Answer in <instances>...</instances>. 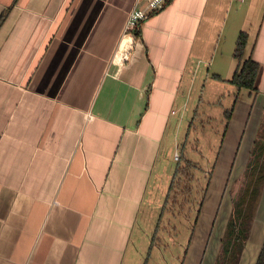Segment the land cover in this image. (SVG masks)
Wrapping results in <instances>:
<instances>
[{
  "label": "crops",
  "instance_id": "obj_1",
  "mask_svg": "<svg viewBox=\"0 0 264 264\" xmlns=\"http://www.w3.org/2000/svg\"><path fill=\"white\" fill-rule=\"evenodd\" d=\"M13 2L0 0V14ZM136 2L17 0L1 25L0 264H130L187 76L207 63L229 81L245 32L257 94L232 103L198 216L209 206L210 231L225 234L228 187L264 121V0H170L135 39L124 27ZM200 223L182 264L209 262ZM263 240L264 186L238 264H255Z\"/></svg>",
  "mask_w": 264,
  "mask_h": 264
},
{
  "label": "rangeland",
  "instance_id": "obj_2",
  "mask_svg": "<svg viewBox=\"0 0 264 264\" xmlns=\"http://www.w3.org/2000/svg\"><path fill=\"white\" fill-rule=\"evenodd\" d=\"M228 22H231L230 17ZM208 68L207 63L202 64L198 74L187 76L185 104L178 113L177 124L171 128L170 154L161 164L168 170L164 175L160 174L151 189L152 195L147 196L148 202L141 211L143 217L139 219L127 252L130 264H181L200 222V228L205 230L204 238L210 232L205 245L206 260H209L208 264H221L224 235L218 240L213 224L210 231V223L206 220L209 206L202 219L198 218L197 223L195 219L207 191L208 175L218 160L224 134V112L231 108L237 93L228 80H218ZM243 92L247 93L246 90ZM174 151L178 161L173 159ZM177 170H180L178 175ZM245 175L246 172L234 178L233 187H228L232 204L238 198ZM208 191L207 196L210 189ZM216 222L217 219L214 224Z\"/></svg>",
  "mask_w": 264,
  "mask_h": 264
},
{
  "label": "trees",
  "instance_id": "obj_3",
  "mask_svg": "<svg viewBox=\"0 0 264 264\" xmlns=\"http://www.w3.org/2000/svg\"><path fill=\"white\" fill-rule=\"evenodd\" d=\"M17 2L14 0L12 5L0 14V27L7 17L12 6ZM134 38L139 37V31L133 33ZM248 43V35L240 32L237 36L233 51V59L237 63V68L229 80L236 90H246L249 95L254 97L257 94L256 81L259 74V65L250 58H244L245 49ZM235 94V99L237 97ZM233 105L224 112V131L227 128L231 117ZM187 167V166H186ZM176 171V175L180 174ZM182 173V172H181ZM211 174L208 175V179ZM264 186V121L259 130L256 142L254 143L251 156L247 163L246 175L238 198L232 204L231 214L225 229L221 247V264H237L244 249L245 242L249 235L251 223L257 209L259 199ZM201 204L197 212L195 222L199 216ZM183 262V259H182ZM181 262V264H182ZM255 264H264V240L257 256Z\"/></svg>",
  "mask_w": 264,
  "mask_h": 264
},
{
  "label": "built area",
  "instance_id": "obj_4",
  "mask_svg": "<svg viewBox=\"0 0 264 264\" xmlns=\"http://www.w3.org/2000/svg\"><path fill=\"white\" fill-rule=\"evenodd\" d=\"M170 0H137L135 6L128 14L124 31L128 33L138 32L142 23L151 15L160 11ZM93 120V116H87V121ZM174 160H178L175 154Z\"/></svg>",
  "mask_w": 264,
  "mask_h": 264
}]
</instances>
